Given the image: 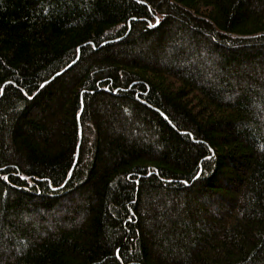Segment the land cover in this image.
I'll return each mask as SVG.
<instances>
[{"label": "trees", "instance_id": "1", "mask_svg": "<svg viewBox=\"0 0 264 264\" xmlns=\"http://www.w3.org/2000/svg\"><path fill=\"white\" fill-rule=\"evenodd\" d=\"M0 264H264V0H0Z\"/></svg>", "mask_w": 264, "mask_h": 264}, {"label": "water", "instance_id": "2", "mask_svg": "<svg viewBox=\"0 0 264 264\" xmlns=\"http://www.w3.org/2000/svg\"><path fill=\"white\" fill-rule=\"evenodd\" d=\"M71 65H73V64H71ZM71 65H70L68 68H70ZM68 68H67V69H68ZM81 141H82V128H80V142H79V146H78V152H79V148H80V145H81ZM77 157H78V154H77ZM76 162H77V160H76ZM76 162H75V163H76Z\"/></svg>", "mask_w": 264, "mask_h": 264}]
</instances>
